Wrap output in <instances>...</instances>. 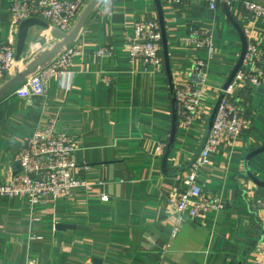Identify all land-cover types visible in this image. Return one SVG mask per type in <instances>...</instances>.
I'll return each mask as SVG.
<instances>
[{"label": "crops", "instance_id": "obj_1", "mask_svg": "<svg viewBox=\"0 0 264 264\" xmlns=\"http://www.w3.org/2000/svg\"><path fill=\"white\" fill-rule=\"evenodd\" d=\"M93 1L65 35L75 30ZM108 1L99 2L81 29L76 40L82 54L73 60L69 75L52 78L44 98L20 100L14 89L0 99V186L22 171L19 144L53 118L75 140L79 168L74 177L89 186L35 208L25 198L0 196V262L264 264L258 250L263 217L258 200L264 188L246 172L264 183V153L249 159L264 148V83L252 90H234L247 128L236 143H223L211 156V166L198 175L199 186L216 195L224 210L198 222L186 221L175 235L170 220L168 194L176 190L175 173L200 152L214 108L243 54L242 37L224 4L212 11L200 1L175 7L160 0L174 86L198 84L194 63L203 60L208 87L203 110L209 113L188 129L177 115L173 148L164 167L174 131V97L164 48V71L155 73L131 61L126 42L136 23H159L157 4L116 0L109 15L104 12ZM228 11L264 57V20H254L241 0H229ZM196 30L210 33L212 55L187 44ZM64 36L39 17L15 24L9 3L0 0V43L11 44L18 61L41 52L43 60L56 47L69 46ZM101 49L110 54L98 56ZM31 69L32 64L26 68ZM19 71L15 67L0 89Z\"/></svg>", "mask_w": 264, "mask_h": 264}, {"label": "built area", "instance_id": "obj_2", "mask_svg": "<svg viewBox=\"0 0 264 264\" xmlns=\"http://www.w3.org/2000/svg\"><path fill=\"white\" fill-rule=\"evenodd\" d=\"M6 1L10 5L15 24L39 17L48 23L51 30L65 35L73 29L80 14L92 0ZM197 1L206 3L212 11H217L221 5L229 2V0H163L165 4L175 7H185ZM115 2L116 0H109L104 12L112 15ZM241 4L254 20H264V3L257 0H241ZM210 36L209 32L196 30L186 41L195 49L208 50L212 55L214 48ZM126 42L133 63L141 62L155 73L164 71L162 33L158 21L136 23L132 36H129ZM110 51L101 49L98 56L110 54ZM81 54L82 45L76 40L65 48L56 47L46 54L43 60L41 52L34 57L30 55L18 61L12 45L0 43V86L5 82L6 76L18 66L19 72L25 73L26 77L15 88L14 95L27 102L44 98L49 81L54 77H67L73 60ZM263 58L256 41L247 39V52L243 64L231 86L222 91L223 100L200 156L188 171L178 176L176 190L168 194L170 220L175 225L174 235L186 221L198 222L213 211L224 210L225 205L216 195L205 192L199 186L198 175L201 169L211 166V156L223 143L226 141L236 143L243 136L248 121L233 93L237 87L252 90L264 83ZM31 64L33 69L27 71L26 68ZM206 66L203 60H196L194 73L198 77V84L175 87L178 120L187 129L193 127L198 119L206 118L209 114L207 110H203L208 93ZM19 148L17 161L22 171L9 183L0 186L1 197L25 198L31 207L35 208L44 202L69 196L75 189L89 187L87 183L80 182L74 177V171L79 168L76 161L77 146L75 140L61 130L57 118L35 130L30 138L19 144ZM258 208L263 215L260 220L258 250L264 256V191L258 200Z\"/></svg>", "mask_w": 264, "mask_h": 264}, {"label": "water", "instance_id": "obj_3", "mask_svg": "<svg viewBox=\"0 0 264 264\" xmlns=\"http://www.w3.org/2000/svg\"><path fill=\"white\" fill-rule=\"evenodd\" d=\"M101 0H94L88 7L87 9L84 11L83 15L81 16L79 22H78V25L77 27L75 28V30L70 34V35H62L64 36V38L66 39V43L67 44H71L73 43L81 29L83 28L84 24L86 23L88 17L90 16V14L92 13V11L94 10V8L99 4ZM257 1H260L262 3H264V0H257ZM156 4H157V8H158V14H159V24H160V28H161V33H162V44H163V48H164V59H165V66H166V71H167V74H168V77H169V81H170V84H171V88H172V95L174 97V119H173V138L171 139L170 141V144L168 146V149H167V153L165 155V158H164V164L163 166L166 167V163H167V160H168V157L172 151V148H173V142H174V136H175V131H176V128H177V103H176V96H175V86H174V81H173V75H172V72H171V65H170V60H169V52H168V44H167V34H166V26H165V17H164V13H163V7H162V3L160 0H155ZM224 7L226 9V12H227V15L229 17V19L232 21V23L234 24V26L236 27V29L238 30V32L240 33L241 37H242V42H243V54H242V57L236 67V69L234 70V72L232 73L229 81L227 82V84L225 85L224 87V90H227L237 72L239 71V69L241 68L242 64H243V61H244V58H245V55H246V52H247V39L244 35V32L240 29V27L238 26V24L233 20L231 14L229 13L228 11V3H225L224 4ZM25 73H21V72H17L16 76L14 79H12L11 81H9L6 85H4L1 89H0V99L2 97H4L5 95H7L8 93H10L11 91H13L16 87H18L24 80H25ZM223 97H224V94L222 93L220 95V98L218 100V103L217 105L215 106L214 108V111H213V114L209 120V126H208V130H207V133H206V136H205V140H204V143H203V146L200 150V152L198 153V155L193 159V161L187 166L185 167L184 169H182L181 171H177L175 173L176 176H180L182 173L188 171V169L190 167H192V165L195 163V161L198 159V157L200 156V153L202 152L206 142H207V139L209 137V134H210V131L212 129V126H213V123H214V120H215V117L217 115V112H218V109L220 107V104L223 100ZM261 153H264V148L262 149H259L257 151H255L252 155H250L249 159L253 158V157H256L258 156L259 154ZM247 174H248V177L256 184L258 185L259 187H262L264 188V183L262 182H259L250 172L249 170L246 171Z\"/></svg>", "mask_w": 264, "mask_h": 264}]
</instances>
